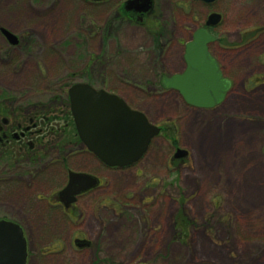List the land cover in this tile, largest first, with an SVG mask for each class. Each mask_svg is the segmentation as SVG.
<instances>
[{
	"label": "rangeland",
	"instance_id": "1",
	"mask_svg": "<svg viewBox=\"0 0 264 264\" xmlns=\"http://www.w3.org/2000/svg\"><path fill=\"white\" fill-rule=\"evenodd\" d=\"M122 1L0 0V105L57 122L25 157L0 147V220L23 228L28 264H264V0H156L145 24L117 17ZM210 13L221 21L208 50L231 88L197 109L160 77L183 70ZM74 83L161 129L137 163L109 168L76 144ZM69 171L100 181L73 220L55 204ZM73 237L92 245L77 251Z\"/></svg>",
	"mask_w": 264,
	"mask_h": 264
},
{
	"label": "water",
	"instance_id": "2",
	"mask_svg": "<svg viewBox=\"0 0 264 264\" xmlns=\"http://www.w3.org/2000/svg\"><path fill=\"white\" fill-rule=\"evenodd\" d=\"M104 1V0H91ZM213 5L217 0H195ZM150 0H129L125 8L146 12ZM140 9H138V7ZM221 16L210 13L204 26L196 29L184 45V69L180 73L162 76L160 85L179 94L183 102L197 109H212L220 105L231 88L217 61L208 50L215 37L208 28L219 24ZM8 43L17 38L1 29ZM69 112L76 135L86 150L109 168L123 169L137 163L148 150L150 142L160 134L140 111L130 107L119 96L86 83H77L67 91ZM99 180L89 174L68 172L66 186L58 193L68 206L76 196L95 188ZM29 252L23 228L12 221L0 220V264H28Z\"/></svg>",
	"mask_w": 264,
	"mask_h": 264
},
{
	"label": "flooded vegetation",
	"instance_id": "3",
	"mask_svg": "<svg viewBox=\"0 0 264 264\" xmlns=\"http://www.w3.org/2000/svg\"><path fill=\"white\" fill-rule=\"evenodd\" d=\"M86 1L89 3H94V4L95 3L104 4L109 0H104V1H99V2L91 1V0H86ZM127 1H129V0H123L122 3L119 4V6L117 7V10H116L117 17L122 18V19L125 18L127 21H130V22L133 19H135V22H137L139 24H145L148 22L147 20L149 17H155L156 16L155 15V8H156L155 1L156 0H150L149 9L146 12H137V11H134L133 9L127 10L125 8ZM190 1L199 2V1H195V0H190ZM138 9H140V8L138 7ZM220 21H221V19H220ZM204 23L202 25H200L199 28L204 26ZM208 30L211 33V27L208 28ZM215 39H216V37H215ZM183 54H184V50H183ZM162 76H166V75H162ZM161 77H160V80H161ZM74 84H77V83H74ZM163 89H165V88H163ZM165 90H168V89H165ZM4 105L5 104H2V103L0 105V147L6 148L9 151L11 150V152H13V155L17 156L18 158H21L22 156L25 157V153L23 154V152H27V151H28V153L33 152L32 150L34 149L35 142L39 143L40 138L43 135H46L49 133L52 134L53 129L57 128V122L50 121L47 117L34 115L33 117H30V119L24 120L19 115L20 114L19 111H17V110L15 111V108L10 109L6 105L5 106ZM68 105H69V102H68ZM72 123H73V120H72ZM79 144L81 145V143H79ZM81 146L85 149L83 151L89 153L83 145H81ZM89 154H91V153H89ZM33 155L31 154V159L33 158ZM67 181H68V176H67ZM99 187H100V181H99V184L95 188H93V190L96 188H99ZM91 190L92 189L77 195L76 200L68 206H65L59 200V197H58L59 195H57L58 203L56 202L55 204L61 205L63 207V209L65 210V217L67 219L73 220L74 219L73 218V215H74L73 209L75 208V206H77V202H78L77 199H79L80 197H84L85 195L90 193ZM50 205H53V204L50 203ZM103 236H104V234H103ZM71 245H72L73 249H75L77 251H81V250H88L92 244L89 241H87L86 239H79V238L73 237L71 239ZM28 252H29V250H28ZM28 260H29V258H28Z\"/></svg>",
	"mask_w": 264,
	"mask_h": 264
},
{
	"label": "trees",
	"instance_id": "4",
	"mask_svg": "<svg viewBox=\"0 0 264 264\" xmlns=\"http://www.w3.org/2000/svg\"><path fill=\"white\" fill-rule=\"evenodd\" d=\"M66 96H67V94H66ZM69 105H68V100L66 99V107H68ZM66 115H67V117L69 118H71V115H70V112H69V110H67V112H66ZM25 120V119H24ZM72 120V119H71ZM72 126H73V130H74V133H75V135H74V138H75V142H76V144H79L80 142H79V139H78V137H77V135H76V131H75V128H74V125H73V123H72ZM162 130H163V128H162ZM162 132V131H161ZM161 134V133H160ZM79 146V145H78ZM25 153H28V151L27 152H25Z\"/></svg>",
	"mask_w": 264,
	"mask_h": 264
}]
</instances>
